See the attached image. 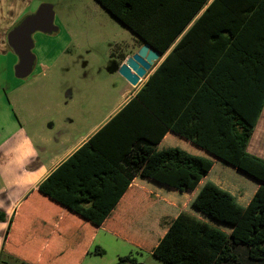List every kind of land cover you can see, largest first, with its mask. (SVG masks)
Returning <instances> with one entry per match:
<instances>
[{"label":"trees","instance_id":"obj_1","mask_svg":"<svg viewBox=\"0 0 264 264\" xmlns=\"http://www.w3.org/2000/svg\"><path fill=\"white\" fill-rule=\"evenodd\" d=\"M97 1L162 53L208 2ZM263 107L264 0H211L139 90L36 191L91 229L124 234L167 264H264V158L247 151ZM232 179L243 206L226 190ZM199 189L202 209L189 212L185 192ZM161 198L166 212L143 206Z\"/></svg>","mask_w":264,"mask_h":264},{"label":"rangeland","instance_id":"obj_2","mask_svg":"<svg viewBox=\"0 0 264 264\" xmlns=\"http://www.w3.org/2000/svg\"><path fill=\"white\" fill-rule=\"evenodd\" d=\"M3 1L9 2L5 4L9 8V29L24 16L33 13L39 4L48 3L54 11V25L58 30L51 34L35 32L32 35L35 63L31 74L26 78L18 79L14 76L11 51L0 53V70H3L1 73L5 79L0 94L3 91V99L6 94L4 101L9 103L8 112H3L0 117V136L3 137L6 130L21 125L33 139L44 142L50 154H54L64 147V143L74 144L89 133L94 125L106 120L125 97L132 96L145 81L146 76L137 86H127L126 81L115 70L119 54L135 50L138 45L137 37L114 19L97 0ZM150 72L151 69L148 73ZM262 112L258 128H254L250 140L256 132L261 133L262 137L255 140L256 147L248 149L264 158V107ZM171 141L183 145L181 148L193 149L189 143L187 145L180 139L171 138ZM213 174L215 175L214 172ZM234 179L228 183V188L224 186L225 183L222 188L233 193L235 207L243 206L246 197L236 183L239 179ZM170 181L166 176L161 184L167 187L168 184L170 186ZM171 187L175 188L174 184ZM187 191L184 198L189 204L185 209L189 212L191 209L200 211L205 191L199 189L186 194ZM174 192L176 191L170 193ZM183 194L184 192L182 196ZM163 199L157 203L152 199L143 200V206L158 207L161 212H166L167 204ZM99 233L98 237L102 239H99L101 241L98 246L103 254L94 256V260L87 264H117L118 261L112 263L117 251H130L137 262L143 264H167L112 236ZM235 250L241 262L245 255L242 247L238 246ZM0 264L20 263L0 256Z\"/></svg>","mask_w":264,"mask_h":264},{"label":"crops","instance_id":"obj_3","mask_svg":"<svg viewBox=\"0 0 264 264\" xmlns=\"http://www.w3.org/2000/svg\"><path fill=\"white\" fill-rule=\"evenodd\" d=\"M210 2L211 0H208L198 11L190 23L185 27V30L203 12ZM7 3L9 2L0 0V9H3L0 10V53H7L8 50L11 51L13 53L12 59L15 65L17 57L6 41V34L10 30L8 28V23L10 22L7 21V16L9 14L7 11L9 8L5 5ZM122 25L125 26L124 24ZM125 27L128 28L127 26ZM128 29L130 30V28ZM185 30L178 34L174 42L164 53L159 51L160 58L157 60L158 62H155L152 66L151 72H147L146 79L170 52L175 43L184 34ZM130 31L132 32V30ZM137 41L139 46H135V50L131 52H135L144 43V41L138 37ZM1 72H3L2 69L0 70V89H2L1 86L4 84L3 80H5ZM126 84L129 86V83L126 82ZM3 94L2 91L0 94V117L3 115V112L6 113L9 110V103L4 101L6 100V94L4 95V99ZM132 96H126L117 109L113 111L106 120L94 125L89 133L79 138L74 144L73 142L70 145L64 143V147L60 148V150H56L54 154H50L47 151L48 147L44 146V142H38L33 139L21 125H18L12 130H6L4 136H0V211L5 214V220L0 221V256H5L13 262H18L20 264H23L22 262L27 264H57L58 262H65L66 264H87L94 260V256H99L93 253L94 247L98 246L99 241H101L99 239H102L98 237L100 234L99 232L112 236L116 240L122 241L136 250L151 254L128 242L124 234L114 231L107 232L101 229H91L88 225L82 223L72 214L56 206L36 191L38 184L45 179L60 162L65 160L90 138ZM259 118L256 123L257 128ZM254 134L257 135V138H254V135L252 139L249 140L247 151L258 155L255 151H249L248 149L249 147H256L255 140L258 141V137H262L261 133L257 134L256 132ZM4 137L6 139H4ZM257 147H260V145ZM11 218L13 221L10 232L7 240L4 241L9 219ZM90 230L93 231L86 235V237L81 236L82 239L81 237H70L75 231L82 234ZM97 237L98 239L96 240ZM83 238H85L84 241ZM59 239H65V242H59ZM157 239L156 237L155 241H157ZM128 255L134 257L130 251L127 253L117 251L115 254V261H112V263H116L120 257Z\"/></svg>","mask_w":264,"mask_h":264},{"label":"water","instance_id":"obj_4","mask_svg":"<svg viewBox=\"0 0 264 264\" xmlns=\"http://www.w3.org/2000/svg\"><path fill=\"white\" fill-rule=\"evenodd\" d=\"M58 30L54 25V11L48 3H41L33 13L24 16L6 34V41L17 57L13 67L18 79L28 77L34 67L35 56L32 35L35 32L51 34ZM160 58V52L144 42L132 55L126 57L117 67V73L131 86L135 87L146 76L154 63ZM121 264H127L125 262ZM136 264H143L137 262Z\"/></svg>","mask_w":264,"mask_h":264},{"label":"flooded vegetation","instance_id":"obj_5","mask_svg":"<svg viewBox=\"0 0 264 264\" xmlns=\"http://www.w3.org/2000/svg\"><path fill=\"white\" fill-rule=\"evenodd\" d=\"M133 53H134V52H130V53H120V54H119V57H118V62H121V63H122L126 57L132 55ZM122 57H124V58L121 60ZM118 62H117V63H118ZM119 64H120V63L116 64L117 67H118ZM117 67L115 66V70H116V71H117Z\"/></svg>","mask_w":264,"mask_h":264}]
</instances>
